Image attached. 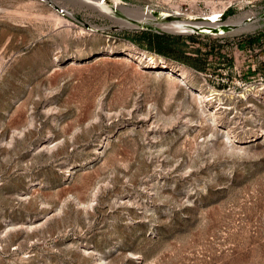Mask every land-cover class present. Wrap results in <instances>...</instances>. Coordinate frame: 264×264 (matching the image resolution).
Masks as SVG:
<instances>
[{"label": "rangeland", "instance_id": "obj_1", "mask_svg": "<svg viewBox=\"0 0 264 264\" xmlns=\"http://www.w3.org/2000/svg\"><path fill=\"white\" fill-rule=\"evenodd\" d=\"M115 1L0 0V264H264V0Z\"/></svg>", "mask_w": 264, "mask_h": 264}, {"label": "trees", "instance_id": "obj_2", "mask_svg": "<svg viewBox=\"0 0 264 264\" xmlns=\"http://www.w3.org/2000/svg\"><path fill=\"white\" fill-rule=\"evenodd\" d=\"M134 40L139 41L144 46L168 57L190 63L197 68L206 67L207 54L203 53L200 47L194 48L196 55L186 54L188 44L182 34H171L157 32L151 29H144L131 36ZM192 40L196 39L195 35H189ZM253 37H249L247 42H252Z\"/></svg>", "mask_w": 264, "mask_h": 264}, {"label": "bare ground", "instance_id": "obj_3", "mask_svg": "<svg viewBox=\"0 0 264 264\" xmlns=\"http://www.w3.org/2000/svg\"><path fill=\"white\" fill-rule=\"evenodd\" d=\"M84 3H91L92 5L101 8L100 4L102 0H98L97 3L91 2V0H82ZM97 1V0H96ZM81 4V3H80ZM114 5L118 6V0L114 2ZM155 10L152 9H144L143 10V15L140 16V19L146 22V19L148 18H152L153 19H167L169 24H165L164 26L170 30L173 31H188V30H196V28H201L200 30L205 31V32H217V33H222L225 31V29L223 28V24H227V23H223L222 22V18L220 17V11L218 12H213L211 15L207 16V17H202V21L196 22L198 19V17H194L192 15H183L180 11H172V13L170 11H157L158 13L155 14L154 13ZM141 14V13H140ZM139 20V19H138ZM240 20H236V21H231V24H237L239 23ZM214 28H218L217 31L213 30ZM216 33V34H217ZM164 62V61H163ZM165 66H167L165 64Z\"/></svg>", "mask_w": 264, "mask_h": 264}, {"label": "water", "instance_id": "obj_4", "mask_svg": "<svg viewBox=\"0 0 264 264\" xmlns=\"http://www.w3.org/2000/svg\"><path fill=\"white\" fill-rule=\"evenodd\" d=\"M154 13L157 14L158 12L155 11ZM225 16H226V14H223V17H225ZM262 17H264V13L262 14ZM222 26H223V28H224L225 30H228V29L232 28V24H223ZM200 29H201V28H196V30H194V31H192V32H205V31H202V30H200ZM213 30L217 31L218 28H214Z\"/></svg>", "mask_w": 264, "mask_h": 264}, {"label": "built area", "instance_id": "obj_5", "mask_svg": "<svg viewBox=\"0 0 264 264\" xmlns=\"http://www.w3.org/2000/svg\"><path fill=\"white\" fill-rule=\"evenodd\" d=\"M57 7V10L59 12H61L63 15H66L68 14V10L64 7V6H56ZM252 18V17H251ZM251 18H249V20H251ZM254 18V17H253Z\"/></svg>", "mask_w": 264, "mask_h": 264}]
</instances>
